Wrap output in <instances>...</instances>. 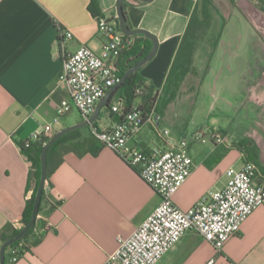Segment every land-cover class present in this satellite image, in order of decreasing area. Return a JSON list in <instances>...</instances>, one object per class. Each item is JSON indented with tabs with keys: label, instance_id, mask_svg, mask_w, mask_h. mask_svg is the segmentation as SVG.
<instances>
[{
	"label": "crops",
	"instance_id": "1",
	"mask_svg": "<svg viewBox=\"0 0 264 264\" xmlns=\"http://www.w3.org/2000/svg\"><path fill=\"white\" fill-rule=\"evenodd\" d=\"M187 1H123L130 28L148 31L158 40L155 56L139 70L145 86L153 88L152 95L149 97L148 91L136 93L131 105L146 116L154 105L161 116L157 127L146 123L139 141L132 143L141 149L157 146L168 149L169 144L160 134L164 130L171 142L184 137L180 135V124L174 122L170 128L165 123L179 97L169 100L165 91L190 17ZM89 3L90 0H0V233L8 226L17 230L23 227L22 213L34 188L30 174L36 169L22 145L37 129L53 122L56 105L67 98L57 81L63 53H72L82 45L97 54L103 52L105 39L98 33V17L88 9ZM115 3L116 0H97L94 9L113 20ZM238 8L243 10L240 4ZM240 15L249 22L244 10ZM57 26L72 35L65 42L64 52L59 45ZM139 38L144 37L132 36L131 41ZM247 67L249 70L250 61ZM249 80L252 78L245 80L248 100L252 99ZM119 88L108 106L117 107L121 113L125 98ZM245 90L242 92L247 94ZM114 96L118 102H112ZM108 106L102 108L92 123L98 129L112 127L121 117L120 113L110 112ZM74 111L79 114L71 107L52 125V136L84 121L80 114L77 119ZM90 125L61 136L59 145L51 152V163H59L45 188L47 204L37 216L40 224L30 236L26 253L16 264H102L117 248V238L129 237L159 205V194L120 156L102 146L91 134ZM237 141L224 147L225 152L222 146L212 143H205L207 147H197L196 142L190 144L188 152L194 167L172 197L175 206L187 210L207 193L224 188L226 170L242 168L248 161ZM254 153L260 157L256 150ZM261 178L258 183L263 182ZM37 237L38 241L32 244ZM169 258L172 259L168 264H208L210 260L213 264H264V204L247 218L221 252H216L196 232L187 231L157 264Z\"/></svg>",
	"mask_w": 264,
	"mask_h": 264
},
{
	"label": "built area",
	"instance_id": "2",
	"mask_svg": "<svg viewBox=\"0 0 264 264\" xmlns=\"http://www.w3.org/2000/svg\"><path fill=\"white\" fill-rule=\"evenodd\" d=\"M96 24L98 33L105 39L102 54L95 53L86 45L72 53H63L62 69L57 81L58 88L67 94V98L56 105L53 122L37 129L23 143L25 148L35 143L44 146L52 137V125L57 124L71 107L84 120H88L107 90L121 81V76L113 66L131 41L123 39L116 18L98 17ZM57 28L59 45L64 52L65 42L72 35L59 26ZM136 93L141 91L137 90ZM111 110L112 113H120L117 107L113 106ZM160 121L161 116L152 105L149 116L140 108L131 107L110 128L98 129L90 125L91 134L102 146L114 151L134 168L161 198L155 210L129 237L117 238V248L102 264H157L187 231L199 234L219 253L224 244L238 234L247 218L264 204V180L258 183V168L246 161L242 168L229 167L226 170L227 182L223 189L207 193L187 210L175 206L172 197L194 167L188 152L190 144L200 142L230 147L232 143L227 135L213 127L175 142L167 139L168 131L164 130L160 134L169 144L168 149L162 146L141 149L132 145L139 141L146 123L157 127ZM25 253L20 247L12 248L9 264H16ZM208 264H213V260Z\"/></svg>",
	"mask_w": 264,
	"mask_h": 264
},
{
	"label": "rangeland",
	"instance_id": "3",
	"mask_svg": "<svg viewBox=\"0 0 264 264\" xmlns=\"http://www.w3.org/2000/svg\"><path fill=\"white\" fill-rule=\"evenodd\" d=\"M188 1L197 3L199 7L205 2ZM209 1L210 26L196 49V73L189 74L182 83L176 98L179 97L168 112L170 119H166L165 123L170 128L174 122L180 124V135L184 137L214 127L222 130L230 142L237 141L238 138L237 143L240 144L248 139L260 154L254 164L259 170L260 178L263 176V181L264 0ZM239 4L249 22L241 17L243 10L238 8ZM209 56V69L203 73ZM244 78H252V81L247 82L252 84L250 100L247 98L248 86L246 87ZM244 90L247 94L242 92ZM112 102H118L116 96ZM74 112L79 119V114ZM196 146L207 147L208 144L196 142ZM222 147L225 152L224 146ZM171 259H165L162 264H168Z\"/></svg>",
	"mask_w": 264,
	"mask_h": 264
},
{
	"label": "trees",
	"instance_id": "4",
	"mask_svg": "<svg viewBox=\"0 0 264 264\" xmlns=\"http://www.w3.org/2000/svg\"><path fill=\"white\" fill-rule=\"evenodd\" d=\"M97 0H90V3L88 5V9L92 12L93 15L96 17H106L102 14H99L94 8H96ZM207 3V4H205ZM208 4H210L209 0H205V2L202 4V7H199L197 3H192L191 1L186 2V6L190 9V17L189 21L186 27V30L181 38V41L179 43V46L177 48L176 54L174 56L173 62L170 67V71L168 73L167 81H166V91L165 96L168 97L169 100L174 99L179 89L182 85V83L185 81L187 76L189 74H195L196 69L194 66V57L196 53V49L200 43V39L203 38V36L206 34V31L209 29V23H210V13L208 9ZM124 6V13L126 16V23L128 27L130 28V23L128 21V16L125 11V4ZM223 25V24H222ZM123 35V34H122ZM123 39L128 42L131 41V37L123 35ZM144 42H146L144 44ZM150 49V41L146 38H139V40L131 41V44L123 50L120 57L118 58L117 62L113 66V69L122 77L123 74L128 70L130 67L135 65L141 58L147 55ZM208 61H210V56L207 60V64L205 65V71L209 69ZM140 70V69H139ZM139 70L131 74L127 79L122 83L121 87L119 88V91L122 93V95L125 98V108L124 111H121V115L127 111L135 98L137 90H141V93L149 92V97L152 95L153 88L149 86H145V83L141 76L139 75ZM203 71V73H205ZM203 80V76L201 75V82ZM153 99H155V96L153 95ZM111 110V106H108ZM158 110L161 112V109L158 108ZM61 139V138H60ZM60 139H58L47 151V179H46V185H49V176L52 173V171L56 168L58 163L52 164L51 163V152L54 150V148L59 145ZM241 147L244 148V151L246 152V156H248V162L257 163L258 158L257 154L254 153V145L250 144L249 140H244L241 142ZM43 149V145L40 143L32 144L29 148H25L22 145V150L31 155V160L34 166V169L31 171L30 174V181H34V188L32 196L29 200L26 201L24 210L22 213V219L21 222L23 225L29 223L31 219V213L36 193V188L38 185V181L40 178V155L41 151ZM45 188L43 191L42 199L39 206V212L38 214H41L43 212L44 206L46 203V196H45ZM53 206L48 207L50 210ZM40 220H37L33 228H31L20 240L17 242L11 244L8 246L5 250V264H9V257H10V250L14 247H20V249L27 251L28 246L30 245V236L33 233V230L39 226ZM21 229H15L11 226L5 227L4 230L0 233V241L4 243L8 239L14 237L19 233ZM38 237L35 239H32V244L38 241Z\"/></svg>",
	"mask_w": 264,
	"mask_h": 264
},
{
	"label": "water",
	"instance_id": "5",
	"mask_svg": "<svg viewBox=\"0 0 264 264\" xmlns=\"http://www.w3.org/2000/svg\"><path fill=\"white\" fill-rule=\"evenodd\" d=\"M123 1L124 0H116V3H115L116 19H117L119 30L125 36H128V37L142 36V37L146 38L147 40H149L151 43V47L149 49V52L147 53L146 56L141 58L135 65L130 67L128 70H126V72L121 77V81L117 85H115V86H113L107 90L105 96L101 100H99V102H97V104L95 106L94 113L92 114V116L88 120H84V121H82L76 125H73V126H70L68 128H64V129L58 131L43 146V149H42L41 155H40V178H39L38 185L36 188V193H35L32 213H31V219H30L29 223L23 225V227L21 228V230L19 231V233L17 235H15L14 237H12V238L8 239L7 241H5L4 243H2V245L0 247V264H5V250H6V248L8 246H10L11 244L17 242L21 238H23V236L31 228H33V226L36 223L38 212H39V206H40V202L42 199V195H43V191H44V188L46 185V179H47V159L46 158H47L48 149L64 134H66L72 130H75V129H78V128H81V127H84V126H87L89 124L94 123L98 119V116H99L102 108H106L109 105V102H110L112 95L122 85V83L127 79V77H129L131 74L138 71L146 63H148L155 56V54L158 50V40L153 34H151L148 31L142 30V29H131L128 27V25L126 23V16L124 13ZM140 1H142L144 3H149L153 0H140Z\"/></svg>",
	"mask_w": 264,
	"mask_h": 264
}]
</instances>
